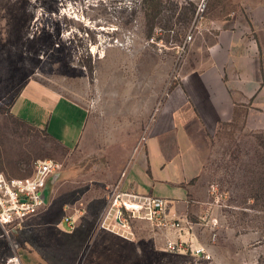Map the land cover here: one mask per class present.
<instances>
[{"label":"rangeland","instance_id":"1","mask_svg":"<svg viewBox=\"0 0 264 264\" xmlns=\"http://www.w3.org/2000/svg\"><path fill=\"white\" fill-rule=\"evenodd\" d=\"M201 2L0 0V171L9 177L20 171L13 176L21 178L39 159L62 165L51 178L59 177L62 188L54 191L47 219H29L11 239L0 227V263L16 253L23 264H264V130L240 119L208 138L198 134L204 172L194 181L185 219H167L181 220L180 230L135 219L123 237L98 222L107 189L127 169V137L138 125L143 145L179 84L183 61L202 39L200 25L210 24L218 1L200 15ZM29 80L89 108L90 125L73 150L10 116ZM65 202L66 214L79 217L70 233L55 222Z\"/></svg>","mask_w":264,"mask_h":264},{"label":"crops","instance_id":"2","mask_svg":"<svg viewBox=\"0 0 264 264\" xmlns=\"http://www.w3.org/2000/svg\"><path fill=\"white\" fill-rule=\"evenodd\" d=\"M217 1L210 24L200 25L202 39L182 63L179 84L148 125L145 142L139 144L138 125L133 127V136L127 137L132 151L120 181L124 186L127 179L129 190L140 194L152 195L155 189L162 192L159 197L166 201L167 219H185L182 211L189 204L194 181L204 172L198 134L208 138L223 124L239 119L248 129L264 130V0ZM10 116L71 151L87 131L91 112L52 87L29 80L11 106ZM7 174L17 177L13 175L20 171ZM59 182V177L52 179L46 187L52 206L54 191L62 188ZM52 206L33 221L47 219ZM67 206V202L62 204L63 217L55 222L70 233L76 228L70 231L66 218L76 227L79 217L66 214ZM19 257L23 264V256Z\"/></svg>","mask_w":264,"mask_h":264},{"label":"built area","instance_id":"3","mask_svg":"<svg viewBox=\"0 0 264 264\" xmlns=\"http://www.w3.org/2000/svg\"><path fill=\"white\" fill-rule=\"evenodd\" d=\"M210 1L202 0L199 6L200 15L205 12ZM188 39L191 40V37ZM61 167L55 160L39 159L35 161L30 176L9 177L0 172V227L4 236L11 239L15 232L24 229L29 219L47 208L49 203L46 187ZM107 203L100 225L103 229L123 237L131 234V222L135 219H146L151 223L157 222L159 226L178 230L183 225L181 220H167L164 199L124 189L121 181L107 189ZM66 223L67 228L73 231L74 221L68 217ZM169 248L175 249V244L169 243ZM197 253L203 254L204 251L197 249ZM0 264H21V259L15 253Z\"/></svg>","mask_w":264,"mask_h":264}]
</instances>
